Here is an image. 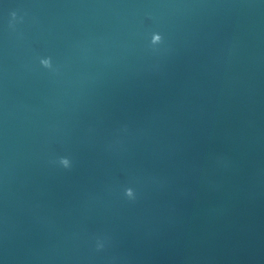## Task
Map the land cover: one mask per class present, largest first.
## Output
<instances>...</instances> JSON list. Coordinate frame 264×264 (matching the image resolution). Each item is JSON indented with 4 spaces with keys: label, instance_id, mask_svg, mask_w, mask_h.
<instances>
[{
    "label": "water",
    "instance_id": "obj_1",
    "mask_svg": "<svg viewBox=\"0 0 264 264\" xmlns=\"http://www.w3.org/2000/svg\"><path fill=\"white\" fill-rule=\"evenodd\" d=\"M263 44L264 0H0V264H98Z\"/></svg>",
    "mask_w": 264,
    "mask_h": 264
},
{
    "label": "clouds",
    "instance_id": "obj_2",
    "mask_svg": "<svg viewBox=\"0 0 264 264\" xmlns=\"http://www.w3.org/2000/svg\"><path fill=\"white\" fill-rule=\"evenodd\" d=\"M15 13H12V16L15 18ZM157 35L158 37L161 38V36L159 34H155ZM44 64V67L46 68H50L51 67V64L48 62V61H44L43 62ZM60 163L61 165H63L65 168L69 167L70 166V162L67 158H61L60 159ZM126 196H128L129 198H133L134 197V193H133V190L131 188H128L126 189V192H125ZM102 246V245H101Z\"/></svg>",
    "mask_w": 264,
    "mask_h": 264
}]
</instances>
